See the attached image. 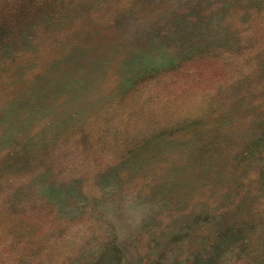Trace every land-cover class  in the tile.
<instances>
[{"label":"rangeland","instance_id":"374dc122","mask_svg":"<svg viewBox=\"0 0 264 264\" xmlns=\"http://www.w3.org/2000/svg\"><path fill=\"white\" fill-rule=\"evenodd\" d=\"M0 264H264V0H0Z\"/></svg>","mask_w":264,"mask_h":264}]
</instances>
